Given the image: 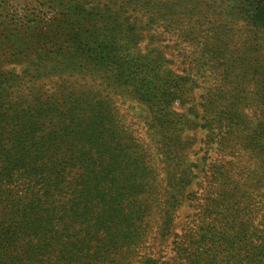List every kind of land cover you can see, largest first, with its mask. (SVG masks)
Wrapping results in <instances>:
<instances>
[{
	"label": "rangeland",
	"instance_id": "374dc122",
	"mask_svg": "<svg viewBox=\"0 0 264 264\" xmlns=\"http://www.w3.org/2000/svg\"><path fill=\"white\" fill-rule=\"evenodd\" d=\"M63 1L41 17L0 7V71L27 87L13 96L41 107L45 134L71 129L56 114L76 105L85 134L60 142L77 160L82 146L90 160L101 149L135 187L144 211L109 243L114 264H174V241L201 219L224 232L223 252H262L264 31L248 23L262 0Z\"/></svg>",
	"mask_w": 264,
	"mask_h": 264
},
{
	"label": "trees",
	"instance_id": "16d2710c",
	"mask_svg": "<svg viewBox=\"0 0 264 264\" xmlns=\"http://www.w3.org/2000/svg\"><path fill=\"white\" fill-rule=\"evenodd\" d=\"M13 1L22 8L31 5L30 12L37 17L49 9L55 11V5L69 7L63 0ZM9 2L0 0V7ZM145 2L154 4L156 0ZM261 4L263 0L254 3L249 15L253 33L264 31ZM59 8L67 15L69 9ZM11 53L2 51L1 56ZM4 74L0 71V264H114L106 251L109 243L122 239L129 222L137 220L138 209L144 211L134 194L135 187L127 178L112 177L119 165L105 159L101 149L99 158L90 160L82 146L77 160L76 144L60 142V133H72L73 137L85 134L77 128L83 119L76 105L59 108L56 114L58 123L67 124L65 128L72 124L71 129L45 134L41 107L20 103L22 96L14 97L13 93H24L27 87L21 82L16 85L13 74ZM150 88L154 96L173 94L169 88ZM11 100L15 102L8 103ZM38 100L35 96L30 99ZM48 111L43 119L52 121ZM182 175L180 182L190 185ZM223 235L213 219H201L183 229L174 241V264H246L241 258L247 264H264V247L256 255L253 251L237 259L223 252L230 246Z\"/></svg>",
	"mask_w": 264,
	"mask_h": 264
}]
</instances>
